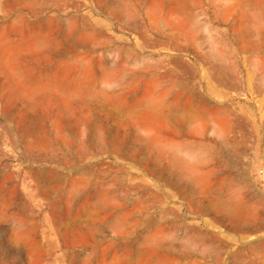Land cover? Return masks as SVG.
<instances>
[{
    "label": "rangeland",
    "instance_id": "1",
    "mask_svg": "<svg viewBox=\"0 0 264 264\" xmlns=\"http://www.w3.org/2000/svg\"><path fill=\"white\" fill-rule=\"evenodd\" d=\"M264 0H0V264H264Z\"/></svg>",
    "mask_w": 264,
    "mask_h": 264
},
{
    "label": "built area",
    "instance_id": "2",
    "mask_svg": "<svg viewBox=\"0 0 264 264\" xmlns=\"http://www.w3.org/2000/svg\"><path fill=\"white\" fill-rule=\"evenodd\" d=\"M260 175H262V176L264 175V171L263 170L260 171Z\"/></svg>",
    "mask_w": 264,
    "mask_h": 264
}]
</instances>
